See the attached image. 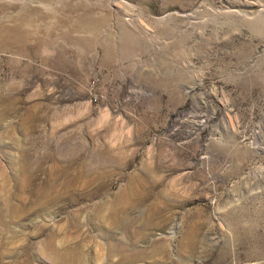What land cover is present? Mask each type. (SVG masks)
Returning <instances> with one entry per match:
<instances>
[{
	"label": "rangeland",
	"instance_id": "374dc122",
	"mask_svg": "<svg viewBox=\"0 0 264 264\" xmlns=\"http://www.w3.org/2000/svg\"><path fill=\"white\" fill-rule=\"evenodd\" d=\"M1 30L0 264H264V0H0Z\"/></svg>",
	"mask_w": 264,
	"mask_h": 264
},
{
	"label": "bare ground",
	"instance_id": "6f19581e",
	"mask_svg": "<svg viewBox=\"0 0 264 264\" xmlns=\"http://www.w3.org/2000/svg\"><path fill=\"white\" fill-rule=\"evenodd\" d=\"M84 17V16H83ZM87 18V17H86ZM103 19V18H102ZM87 20V19H86ZM101 20V19H100ZM100 20H98V21H100ZM97 23V22H96ZM103 24V23H102ZM97 26V25H96ZM102 25L101 24H98V27H96L97 29L96 30H99L100 29V27H101ZM4 33V31L3 30H1V33H0V35H2ZM20 32H19V29H18V27H14L13 29H11V30H8V34H10L11 35V37H12V39H14V40H19V38H17V36L18 35H20L19 34ZM83 34V33H82ZM89 34V33H88ZM151 194V193H150ZM134 197H140L137 193H133V192H131L130 193V196H129V199H132V198H134ZM125 199H126V197H125ZM124 202V201H123ZM123 210V209H122ZM116 214V213H115ZM115 224V223H114Z\"/></svg>",
	"mask_w": 264,
	"mask_h": 264
}]
</instances>
